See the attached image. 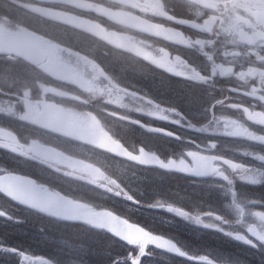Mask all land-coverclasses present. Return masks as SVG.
I'll use <instances>...</instances> for the list:
<instances>
[{
  "label": "clouds",
  "instance_id": "9594fccd",
  "mask_svg": "<svg viewBox=\"0 0 264 264\" xmlns=\"http://www.w3.org/2000/svg\"><path fill=\"white\" fill-rule=\"evenodd\" d=\"M0 90L17 125L0 151L68 189L53 205L34 195L51 185L0 163L6 220L102 233L127 247L119 264H251L244 247L264 264V0H0ZM176 221L235 247L192 248L164 230ZM54 243L47 264L98 254Z\"/></svg>",
  "mask_w": 264,
  "mask_h": 264
},
{
  "label": "flooded vegetation",
  "instance_id": "af4514ba",
  "mask_svg": "<svg viewBox=\"0 0 264 264\" xmlns=\"http://www.w3.org/2000/svg\"><path fill=\"white\" fill-rule=\"evenodd\" d=\"M3 140V139H0ZM6 161L13 169H16L19 173H22L24 175L30 176L34 178L37 181L43 182L45 185H51V189L49 190L48 193L53 201V205L59 204L58 196L59 193L57 191H54L55 189H59L60 191H67L68 189L65 187V185L61 182L60 178L55 175V173L50 172L44 168H41L36 165H31V166H21L19 163L13 161L12 159L9 158L8 154L6 152L0 151V162ZM173 178H169L168 182V187L171 186ZM75 211H79L76 209ZM30 211H25L23 208H20L19 211L15 212L14 216L16 214H21V215H28ZM0 218H4L0 216ZM5 219V218H4ZM188 225V224H186ZM80 226L76 225L74 229H72V233H66L64 234L66 237L65 239L68 241V243L76 244L78 243L80 239H78V231H79ZM48 229H47V224H46V219L40 224H34L32 227H28L25 232L23 233V236L19 235V231L16 230V235L17 238H20L19 241L16 244H21L24 242H36V239H40L42 241H47L46 237L48 235ZM89 244L91 242L87 240ZM13 253L16 252V250H20L19 248H14ZM23 251V250H21ZM25 255L27 256L28 262H34V261H48L50 257L57 256L58 249H57V244H50V245H44L38 250H25ZM16 259V255H13Z\"/></svg>",
  "mask_w": 264,
  "mask_h": 264
},
{
  "label": "bare ground",
  "instance_id": "6f19581e",
  "mask_svg": "<svg viewBox=\"0 0 264 264\" xmlns=\"http://www.w3.org/2000/svg\"><path fill=\"white\" fill-rule=\"evenodd\" d=\"M22 174V173H21ZM24 175V174H22ZM27 176V175H24ZM30 177V176H28ZM32 178V177H31ZM34 179V178H33ZM172 186V185H171ZM170 186V187H171ZM14 219L6 220L4 218H1L0 220V264H17V259L13 256L15 253H13L14 248H19L20 250H38L44 245H50L54 244V241L59 240L61 237L65 238L64 232L62 230V226L66 225L69 229V233H72V229L76 227L74 224H69L65 222H57L52 219H49L43 215L30 212L28 215H21L16 214L14 216ZM46 219L48 235L46 237L47 241H42L40 239H36V242H28V243H21L16 244L17 242H20L16 235V230L19 231V235L23 236V233L25 230L29 227H32L34 224H40ZM142 220V218H139ZM194 229L192 225H186V230L188 229ZM83 229L79 228L78 231V237L83 243H87L84 239L86 238L84 233H81ZM83 232V231H82ZM79 235H82L81 237ZM80 242V243H81ZM79 244V243H77ZM88 244V243H87ZM75 245V244H72ZM97 259L98 264H112V262L115 260L117 261V264H119L118 259L112 258V257H98ZM38 262H47V261H41ZM32 262H28L27 264H31Z\"/></svg>",
  "mask_w": 264,
  "mask_h": 264
},
{
  "label": "rangeland",
  "instance_id": "374dc122",
  "mask_svg": "<svg viewBox=\"0 0 264 264\" xmlns=\"http://www.w3.org/2000/svg\"><path fill=\"white\" fill-rule=\"evenodd\" d=\"M7 100V96L5 94V91L3 90H0V105H2L5 101ZM2 125H7L8 127L12 128V127H16L17 125L15 124L14 121H11V120H6V119H3L2 116H0V139H4V132H3V127ZM168 126H171V125H168ZM184 180H186V178L183 177V181H175V182H172L171 183V187H174L177 183H180L181 185L185 184L186 182H184ZM168 183V182H167ZM164 188H168V185H163ZM249 191H260V189H247ZM153 215H160V216H165L167 217L168 216V213H164V212H161V213H154ZM140 217H138L139 219ZM1 220V218H0ZM144 219H142L143 221ZM184 222L182 221H176L175 223H173L172 227H173V230L175 233H179V232H182V233H186V236H187V239H185V242H187V244L190 246V245H193V241H204L205 240V237L207 238L208 236H212V233H214L215 231H212V230H203V229H198V228H195L194 226V229H188L189 231L186 230V225L183 224ZM168 231V230H167ZM86 233V231H83ZM217 235H220L218 232H215ZM129 237L130 238H133V239H137V238H140V234L134 230H130L129 233H128ZM216 235V236H217ZM80 237L82 235H79ZM101 236V237H100ZM190 236H194L192 238L189 239ZM86 238L84 239L85 241L89 240L91 242V244H88L94 248L96 251H97V255L95 256L94 258V264H98V262H95V260L99 259L98 257L99 256H102V257H112V258H115V259H118L120 257H123L127 254L128 252V249L127 247L123 244V243H120V242H117L114 244V246L116 247V251L113 252L111 251L109 248V250L111 251V253L108 255V253L103 250V247L102 245H106V243L110 240L109 237L105 236L104 234L102 233H98V232H91V231H88V233H86ZM79 239V238H78ZM202 240V241H201ZM80 243L81 240H78ZM70 245H72V243H69ZM77 244V242H76ZM109 244H110V241H109ZM101 247H102V250H101ZM191 247V246H190ZM242 251L245 253V254H248L253 257H255L256 259H258L256 257V253L252 250H248V249H245L243 248ZM119 254V255H118ZM188 261L192 262V263H185V261L183 260L182 261V264H193V261H191L190 259H188ZM48 262V261H47ZM47 262H38V261H34L33 263L31 264H47ZM259 262V261H258Z\"/></svg>",
  "mask_w": 264,
  "mask_h": 264
},
{
  "label": "trees",
  "instance_id": "16d2710c",
  "mask_svg": "<svg viewBox=\"0 0 264 264\" xmlns=\"http://www.w3.org/2000/svg\"><path fill=\"white\" fill-rule=\"evenodd\" d=\"M162 127H164V128H171V126H168V125H162ZM0 163L7 164L9 168H12L6 161H2L1 160ZM175 181H178V182L183 181V177L173 178L172 182H175ZM184 182H187V178H186V180H184ZM166 185H168V183H166ZM140 218L144 219L143 216H140ZM183 224L186 225V223H183ZM172 225L167 226L164 230L165 231L168 230L169 232L175 233L174 230H173ZM62 230H63L64 234L69 233V229H68V227L66 225H63L62 226ZM82 231H86V230H82ZM82 231H81V233H84V235L86 236V233H88V231H86V233L85 232H82ZM175 234H177L183 241H185V239H187L186 233L184 234L182 232H179V233L177 232ZM216 235L217 234L214 232V233H212V236L210 235L207 238L205 237V240L204 241L201 240L202 242H200V241H196V242L193 241V245H190V246L192 248H217V249H223V250L233 249L235 247L230 240H228L227 238H225L221 234L220 235H217V236ZM192 237H194V236H190L189 239L192 238ZM109 241L106 243V245H102L103 250H105L108 253V255L111 253V251H113V252L116 251V247L114 246V244L111 247H109ZM102 247H101V250H102ZM244 248L245 249H248V250H252V249L247 248V247H244ZM248 256L250 257V255H248ZM256 257H257V254H256ZM250 259H251V264H259L258 259H256L255 257L251 256ZM184 261H185V263H188V262L189 263H192V262L188 261V259H185ZM95 262H97V260H95Z\"/></svg>",
  "mask_w": 264,
  "mask_h": 264
},
{
  "label": "water",
  "instance_id": "95a60500",
  "mask_svg": "<svg viewBox=\"0 0 264 264\" xmlns=\"http://www.w3.org/2000/svg\"><path fill=\"white\" fill-rule=\"evenodd\" d=\"M20 179H21L22 181L33 180V178L28 177V176H24V175H21ZM34 180H35V179H34ZM34 195H36V196H38V197H40V196H46V197L49 198V202L52 204V200H51V198H50V196H49V194H48L47 192H37V193H34Z\"/></svg>",
  "mask_w": 264,
  "mask_h": 264
}]
</instances>
